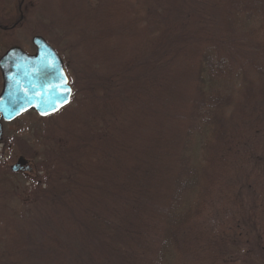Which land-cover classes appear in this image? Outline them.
<instances>
[{
    "label": "trees",
    "instance_id": "1",
    "mask_svg": "<svg viewBox=\"0 0 264 264\" xmlns=\"http://www.w3.org/2000/svg\"><path fill=\"white\" fill-rule=\"evenodd\" d=\"M4 1L0 42L33 2L3 9ZM58 7V44L47 30L38 35L62 57L60 38L79 51L76 79L74 60L64 59L72 103L95 104L105 85L114 108L92 113L102 133L79 144L81 158L70 147L37 169L43 179L26 188L34 216L6 222L0 264H264V0ZM146 78L147 91L135 92ZM219 197L230 214L212 227Z\"/></svg>",
    "mask_w": 264,
    "mask_h": 264
},
{
    "label": "rangeland",
    "instance_id": "2",
    "mask_svg": "<svg viewBox=\"0 0 264 264\" xmlns=\"http://www.w3.org/2000/svg\"><path fill=\"white\" fill-rule=\"evenodd\" d=\"M30 10L24 20V25L20 29L10 30L9 33H3L2 38V50H0V58L3 56V52L7 51L13 46H20L28 53L35 54L36 49L32 43V40L38 33H43L47 30L51 34L52 39H55L58 44L59 33L63 29V25L59 23L58 18L62 15L59 12L58 0H32ZM5 6L3 9L12 8V2L5 0ZM7 11L3 10V19L0 18V26L2 20L7 19ZM62 27V29H58ZM49 39V38H48ZM60 43L66 48L63 60L68 58L74 60V66L76 69V75L72 76V79L79 77L82 69V61L79 51L69 50L68 39L60 38ZM76 60V61H75ZM91 74L84 73L83 80L88 81ZM94 76H96L94 74ZM135 77V76H134ZM133 77V78H134ZM146 77V76H144ZM134 88L135 92L140 94L147 91V78ZM133 86H135L133 84ZM132 86V87H133ZM103 91L100 94V98H95V104L91 100L74 102L57 114H54L47 118H40L36 113L26 114L21 118L10 124H4V135L0 139V251L5 249L8 235H10L11 228L8 225L13 224L27 215H31L32 207H28L29 204L35 201V198L31 196V192L28 193L26 188L31 185L32 179L42 178L43 174L39 173L37 169L45 167L50 160H54L55 154L62 152L64 157H68L66 149L69 150L73 147L70 153L74 156L71 158H81V149L79 144L87 142L88 145H92V140L101 134L100 128H96L92 121L93 112H99L103 115L104 111L109 114L110 110L114 108L110 103V90L106 89L103 85ZM3 88V79L0 72V94ZM79 94L77 95L78 100ZM123 98V97H122ZM121 99L116 100L120 104ZM97 108V110H96ZM99 110V111H98ZM106 123L104 122V125ZM104 126L101 122H98L97 126ZM107 126H104V128ZM89 140V141H88ZM84 148V145L82 146ZM86 150H83V156H85ZM24 158L26 162H29L35 169V174H29L28 172H20L17 175L11 174L10 168L15 165L20 158ZM58 162L55 163L56 169ZM67 172V171H66ZM35 175V176H34ZM69 180H72V175L67 172ZM36 177V178H35ZM229 184V182H227ZM239 188L237 184H232ZM68 189H75V185L70 186L68 183ZM231 190V189H230ZM226 193V192H225ZM50 199H41L42 208H50ZM54 201V200H53ZM226 201H222L219 197L216 200V207L213 209L211 215L208 216L206 221L208 225L215 227L214 224H219L227 218L230 214L227 209H230L226 205ZM232 205L231 202H228ZM34 215H31V218ZM43 219V215L39 214L34 220ZM10 222V224H6ZM42 223V220H41ZM235 248L237 245L234 246Z\"/></svg>",
    "mask_w": 264,
    "mask_h": 264
},
{
    "label": "water",
    "instance_id": "3",
    "mask_svg": "<svg viewBox=\"0 0 264 264\" xmlns=\"http://www.w3.org/2000/svg\"><path fill=\"white\" fill-rule=\"evenodd\" d=\"M34 45L37 48L35 55L14 47L0 60L4 80L0 116L4 122H13L30 111L45 118L71 103L73 88L63 60L44 38L35 37ZM3 135L0 121V139ZM12 171L29 172L31 166L21 158Z\"/></svg>",
    "mask_w": 264,
    "mask_h": 264
},
{
    "label": "flooded vegetation",
    "instance_id": "4",
    "mask_svg": "<svg viewBox=\"0 0 264 264\" xmlns=\"http://www.w3.org/2000/svg\"><path fill=\"white\" fill-rule=\"evenodd\" d=\"M20 29V28H19ZM5 33H8V32H5ZM2 34H0V36H1ZM0 39H1V37H0ZM2 41L0 42V45H2ZM13 47H17V46H13ZM18 47H20V46H18ZM12 48V47H11Z\"/></svg>",
    "mask_w": 264,
    "mask_h": 264
}]
</instances>
